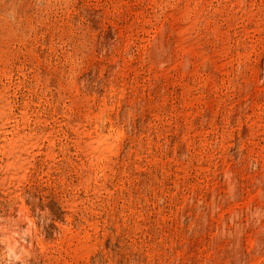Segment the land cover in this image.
<instances>
[{
	"label": "rangeland",
	"instance_id": "1",
	"mask_svg": "<svg viewBox=\"0 0 264 264\" xmlns=\"http://www.w3.org/2000/svg\"><path fill=\"white\" fill-rule=\"evenodd\" d=\"M264 264V0H0V260Z\"/></svg>",
	"mask_w": 264,
	"mask_h": 264
},
{
	"label": "clouds",
	"instance_id": "2",
	"mask_svg": "<svg viewBox=\"0 0 264 264\" xmlns=\"http://www.w3.org/2000/svg\"><path fill=\"white\" fill-rule=\"evenodd\" d=\"M0 264H23L22 256L18 252L8 251L7 257L0 260Z\"/></svg>",
	"mask_w": 264,
	"mask_h": 264
}]
</instances>
